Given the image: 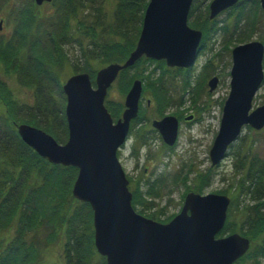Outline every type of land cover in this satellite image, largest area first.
Wrapping results in <instances>:
<instances>
[{
  "label": "water",
  "instance_id": "95a60500",
  "mask_svg": "<svg viewBox=\"0 0 264 264\" xmlns=\"http://www.w3.org/2000/svg\"><path fill=\"white\" fill-rule=\"evenodd\" d=\"M45 1L36 0L41 5ZM264 10V0H260ZM239 0H213L214 19ZM194 0H150L136 48L124 63H110L97 72L96 88L90 74L72 75L64 84L69 139L58 142L45 130L27 123L18 125L22 139L54 164L79 169L73 186L75 198L93 209L95 245L108 264H234L251 247L238 232L217 237L224 228L231 197L190 191L180 213L160 222L136 211L129 179L118 158L132 119L137 117L143 81L136 79L126 96L123 117L116 122L105 99L121 70L143 56L165 60L169 67H191L198 56L203 32L189 26ZM231 91L225 102L219 133L210 151L213 165L227 154L245 125L264 127V104L253 109L254 97L264 82V44L250 41L233 48ZM219 78L209 81L214 91ZM164 140L178 137L176 116L155 120Z\"/></svg>",
  "mask_w": 264,
  "mask_h": 264
},
{
  "label": "trees",
  "instance_id": "16d2710c",
  "mask_svg": "<svg viewBox=\"0 0 264 264\" xmlns=\"http://www.w3.org/2000/svg\"><path fill=\"white\" fill-rule=\"evenodd\" d=\"M149 1L114 0L113 11L109 13L104 10L103 0H56L57 20L54 21V16L45 18L44 21L47 25L56 27L58 31L52 27L50 31L49 27L45 26L47 36L39 37V40L45 41L38 50L29 44L22 51L17 50L15 56L11 57L14 58L11 65L16 64L13 72L19 77L21 84L32 89L34 99L32 104L20 105L8 93L4 99L0 95L1 101L6 104L5 110L0 113V234L2 230L10 229L11 226L15 229L10 240L0 237V264H48L43 254L44 249L53 240L59 239L61 234L65 237L64 264H107L106 258L100 255L95 247L91 205L79 201L72 194L78 168L53 164L41 157L20 137L17 124L19 121L30 123L45 129L59 142H66L68 139L64 111L66 97L61 79V70L69 59L66 46L76 43L81 49L83 64L77 67L79 71L93 73L94 60L102 62L104 66L112 62H124L137 44ZM250 1H253L251 4L253 8L250 11L252 24L255 25V12H261L262 9L260 2L244 0L237 6L238 9H235L238 10L234 21L235 28L243 21ZM200 6L201 3L196 0L189 18L193 19L192 24L203 29L207 36L208 32L217 31L221 27H218L219 19H209L208 7L199 15L197 11ZM30 10L32 13L30 19L41 17L34 7ZM54 31L60 33L59 37ZM0 50V57L11 56V54L8 56V50L4 49V45ZM46 50L51 54L44 56L40 53ZM26 51L27 55L21 57ZM7 61L9 59L5 60ZM149 61L162 63L165 70L171 74L182 75L180 73L183 68H169L164 60L155 61L144 56L136 65ZM10 66L7 65L9 70ZM32 66L34 70L31 69ZM36 69H39V72ZM129 69L121 72L122 78L123 75H127ZM31 70L35 74H32ZM45 75L56 83V90H50L44 83L42 76ZM149 75L143 78L148 81ZM92 76L94 79V75ZM149 88L154 90L159 101L165 97L166 91H169L161 76L158 77L156 84H149ZM109 106L112 108L110 104ZM139 120L140 117L133 123L134 127ZM254 165L252 162L246 179L243 180L248 181V185L243 182L239 195L233 196L231 205L242 210L241 203L245 201L244 197L250 196L249 201L253 205L251 203L244 205L245 219L240 229L243 235L251 239L252 246L237 262L250 259L252 264H258L257 260L264 257V165L259 169H254ZM205 178L201 179V184L195 191L203 192L204 187L210 184V180H204ZM132 192L135 209H138V205L145 208L153 206L145 199L140 186ZM148 194L153 193L148 191ZM231 210L221 235L233 231L230 221ZM162 213L159 211L147 216L160 220L159 216ZM174 216H170L168 220Z\"/></svg>",
  "mask_w": 264,
  "mask_h": 264
},
{
  "label": "rangeland",
  "instance_id": "374dc122",
  "mask_svg": "<svg viewBox=\"0 0 264 264\" xmlns=\"http://www.w3.org/2000/svg\"><path fill=\"white\" fill-rule=\"evenodd\" d=\"M211 1L199 0L201 6L197 13L202 15ZM55 2L36 6L33 0H0V24L2 23L0 44L1 47L4 45V49L8 50V56L11 54L7 58L0 57V95L3 99L8 93L20 105L33 103V91L29 86L19 82V77L13 72L16 64L11 65L14 62V58L11 57L15 56L17 50L22 51L29 44L37 50L40 48L45 39L41 41L39 37L47 36L44 31L45 26L49 27V30L52 27L51 24L47 25L44 20L55 16L57 7ZM252 3L253 1L248 2L243 21L237 28L234 27V21L238 10L226 11L220 15L218 27L221 28L208 32L207 36L204 33L206 47L201 48L196 63L190 69L182 70L180 73L182 75L177 76L178 74L174 73L172 75L165 70L162 63L149 61L141 63L139 66L136 65V67L133 66L127 75H123V78L120 75L109 88L106 105L116 120L126 108L125 98L133 81L139 78L144 83V93L140 102V120L135 132L142 134L141 136L148 134V143L144 145L141 141L142 138L136 139L133 135L118 154L131 179V190L140 186L145 199L153 205L150 208L138 205L137 211H142L145 215L162 211L159 221L166 222L170 216L180 212L186 194L190 190L194 191L204 177H206L204 180H210V184L204 187L203 193L212 192L228 194L231 197L238 196L243 182L246 185L249 183L243 180L246 179L248 168L252 162L255 163L254 169H259L261 165H264V127L255 129L250 125H245L241 135L231 144L227 155L219 164L213 165L210 154L220 129L224 104L231 90L232 49L240 43L251 40H260L264 43V12L262 9V13L255 12L256 23L253 25L252 12L250 11L253 8L251 7ZM102 4L104 10L110 13L113 11L115 2L114 0H103ZM31 7L37 9L41 14L40 18H29L32 14ZM54 19L56 21L57 16ZM192 20L189 18V24L196 27L192 24ZM52 28L58 31L56 27ZM55 35L59 37L60 33L55 32ZM66 48L69 59L66 60V65L61 70L62 81H66L71 75L80 72L77 67L83 64L82 51L76 43L68 44ZM27 53L28 51L21 54V57L26 56ZM40 53L44 56L51 54L47 50ZM6 59L9 61L5 62ZM7 65H11L10 70ZM92 66L95 70L93 73L91 72V76L94 75L95 79L98 70L104 64L94 60ZM31 69L34 70V67L32 66ZM36 71L39 72V69ZM32 74L35 72L32 71ZM145 75H149L148 81L143 78ZM160 76L169 91H166L165 97L159 101L154 90L149 88V84H156ZM214 76L219 78L218 85L214 91H210L209 81ZM42 77L50 90H56V83L54 84L52 79L47 75ZM147 99L152 100V106L148 105ZM262 104H264V83L254 98L253 108ZM5 108L6 104L0 98V113ZM169 114L175 115L179 119L178 138L172 146L166 144L161 138L160 131L152 126L155 119ZM189 116L192 117L188 118ZM19 123L22 122L19 121ZM148 191L153 194H148ZM247 197H244L245 201L243 200L241 203L242 210L237 209L235 205L230 208V210L232 209L230 216L232 232L243 234L240 227L245 219L244 205L248 203L253 205L249 201L250 196L247 195ZM14 232L15 229L11 226L10 229L2 230L0 237L10 240ZM232 232L219 234V237ZM64 244L65 237L61 234L59 239L53 240L44 249L43 254L48 264H64ZM257 261L258 264H264V257ZM234 264H252V262L248 259Z\"/></svg>",
  "mask_w": 264,
  "mask_h": 264
},
{
  "label": "flooded vegetation",
  "instance_id": "af4514ba",
  "mask_svg": "<svg viewBox=\"0 0 264 264\" xmlns=\"http://www.w3.org/2000/svg\"><path fill=\"white\" fill-rule=\"evenodd\" d=\"M45 3H48V2H45ZM45 3H44V4H45ZM44 4H43V5H44Z\"/></svg>",
  "mask_w": 264,
  "mask_h": 264
}]
</instances>
